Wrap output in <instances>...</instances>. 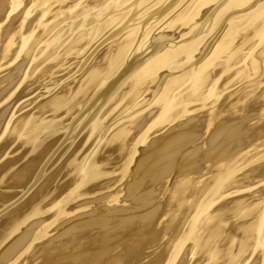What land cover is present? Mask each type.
Returning <instances> with one entry per match:
<instances>
[{"label":"bare ground","instance_id":"bare-ground-1","mask_svg":"<svg viewBox=\"0 0 264 264\" xmlns=\"http://www.w3.org/2000/svg\"><path fill=\"white\" fill-rule=\"evenodd\" d=\"M0 264H264V0H0Z\"/></svg>","mask_w":264,"mask_h":264}]
</instances>
